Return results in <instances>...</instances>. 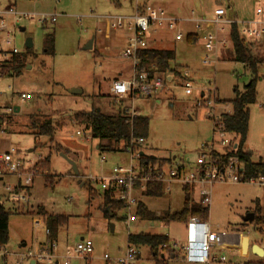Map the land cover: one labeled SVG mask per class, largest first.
<instances>
[{"label": "rangeland", "instance_id": "rangeland-1", "mask_svg": "<svg viewBox=\"0 0 264 264\" xmlns=\"http://www.w3.org/2000/svg\"><path fill=\"white\" fill-rule=\"evenodd\" d=\"M0 0L2 5L14 4L15 10L32 16L17 24L13 45L18 51L17 69H7L0 76V153L15 150L25 167L49 156L46 173L38 170L26 192L25 200L11 198L4 186L15 184V178L6 176L0 181V205L8 212L7 249L11 252L27 248L34 249L35 242L45 241V229L41 223L34 227L33 220L40 218L37 207L48 213L64 215L67 223L56 232L55 251L64 256L74 244L89 239L93 251L89 256L72 255L68 264H106L104 254L111 258L122 253L127 245L129 233L147 232L167 235L181 246L186 242V228L183 223H163L152 225L136 220L127 227L123 211L108 218L100 196L101 189L94 181L85 179V173L105 176L113 165L125 164L129 156L124 152L99 151L97 139H85L76 131L85 127L73 118L76 112L115 113L120 106H133L136 113L148 119V134L145 153L157 157L175 156L176 159L189 158L192 162L201 146L213 137L212 122L208 118L211 111L208 101L214 103V114L222 115L231 110L229 100L244 90L253 78L252 72L234 59L229 42L225 50L218 52L214 66L203 65L202 59L213 57L203 48L201 36L213 30V24L203 23L194 29L190 22L182 21L179 27L182 40H173V33L156 29L147 37L148 45L156 48L172 49L175 69H189L192 91L184 92L180 81L162 87L156 96H136L128 100L116 101L110 94V83L114 78L126 79L130 75L131 60L120 55L127 44L130 32L125 26L112 27L106 18L111 15L130 16L135 8V0ZM145 4L158 5L167 14L179 19L187 18L190 11L205 18L213 16L214 9L222 7L233 20H248L255 17L257 0H139ZM54 17V21L51 18ZM40 18L45 21L40 22ZM8 29L12 23L8 20ZM190 31L199 34L197 42L189 44L186 35ZM195 35V34H194ZM0 48L7 50L1 39ZM30 38L31 47L25 46ZM92 40L90 49H83ZM157 41V42H156ZM10 56L7 57L8 64ZM121 72L122 74H118ZM81 90L70 93V89ZM256 101L248 106V130L244 142L252 151L253 159L264 158V64L259 65L255 79ZM24 92L29 95L20 100ZM203 92L204 94H201ZM19 106L16 113H7V106ZM210 109V110H209ZM96 112V111H95ZM57 125L53 141L46 136L36 137L30 127V117H39ZM68 150V158L78 166L76 175L70 163L54 150L55 144ZM101 156L105 157L101 161ZM173 163V162H172ZM85 172V173H84ZM84 174V175H83ZM49 178L52 183H49ZM80 180V181H79ZM83 182V185H81ZM88 185L93 187L90 199ZM182 186L170 184L169 191L161 197L141 196L140 200L154 212H177L183 205ZM90 199V200H89ZM88 201H90L88 203ZM264 210V186L248 182H215L211 189L207 221L218 232L219 241L225 249H213L224 255L225 261L213 264H263L264 255L252 251L256 244L264 250V225L255 221L244 222L243 217L250 212L257 214ZM110 224L113 229H110ZM246 229H242L243 227ZM247 243V247L243 246ZM22 244H25L22 247ZM28 250V249H27ZM139 264H153L152 256L145 246H140ZM179 255L166 259L167 264H190ZM14 256L7 257L10 264ZM62 258L60 259V264ZM15 263V261L13 262Z\"/></svg>", "mask_w": 264, "mask_h": 264}, {"label": "built area", "instance_id": "built-area-1", "mask_svg": "<svg viewBox=\"0 0 264 264\" xmlns=\"http://www.w3.org/2000/svg\"><path fill=\"white\" fill-rule=\"evenodd\" d=\"M259 3L264 0H257ZM31 15L18 12L15 5H2L0 3V32L4 33L1 39L7 50L0 48V76L3 74L1 64L7 60L8 56L17 54L18 51L13 45L17 25L23 19H30ZM112 27L125 26L130 32L127 44L121 49L120 55L131 60V73L128 78H114L109 87L111 96L116 100L134 98L136 96H156L159 90L169 83L180 81L186 94L192 91L191 72L189 69H178L177 72L167 71L163 74L150 75L141 66L137 57L138 52L148 46L147 37L155 33L156 29H164L173 33V40L179 41L183 38V33L179 27L182 21L190 22L194 29H199L203 23L213 24V30L205 33L202 37L203 48L206 52L213 54V57H205L201 63L203 65L214 66L218 60V52L226 48L230 41L229 27L235 24L239 34L249 42L253 48L264 51V7L258 5L255 9V17L248 20H233L227 17L226 11L222 7L214 9L211 18L195 15L193 11L187 18L179 19L166 13L158 5L145 4L135 0V8L130 16L111 15L106 17ZM8 20L12 23V29H8ZM54 17L51 21H54ZM40 22L45 18H40ZM232 46V45H231ZM1 94V92H0ZM201 94H204L201 92ZM28 94L21 92L19 99L25 100ZM211 109L207 116L212 122L213 137L208 144L202 145L200 152L191 162L189 158L176 159L175 156L168 155L169 161L161 167H151L143 164L141 157L143 151L140 147L146 145V140L142 137L130 136L128 145L124 153H127L129 160L125 164L113 165L108 175L94 176L85 175V179L94 181L99 185L101 191L109 190L113 199L123 204V221L128 227L132 222L139 220L135 209L140 201L143 190L149 184H161L163 193L169 191L172 182L179 183L189 191V197L197 200L201 205L208 208L211 202V189L215 182H248L264 186V176H251L247 178L244 172L242 161L231 151L237 146L234 135L228 134L220 122V114H214V103L208 101ZM128 120L138 115L133 106H123ZM209 109V110H210ZM231 111V110H230ZM226 111L224 113H230ZM7 113H16L13 106L9 105ZM223 113V114H224ZM2 113L0 112V115ZM3 131L0 130V133ZM77 135L85 139L91 138L90 130L84 128L76 131ZM145 152V151H144ZM101 161L105 160L101 156ZM173 162V163H172ZM31 167H25L20 158L16 156L15 150L0 153V181L6 176L15 178L13 186L7 184L4 190L11 194L12 199L25 200L26 192L35 175ZM156 212V215H159ZM155 222V221H154ZM154 222H147L152 225ZM42 224V219L33 220L34 227ZM186 228V242L183 246L177 241L169 239L170 253L164 257L168 260L171 256L179 255V249L184 250L182 258L190 264H211L225 260L224 255H218L213 249L226 248L225 244L219 241L218 232L212 229L211 224L206 220H201L197 216H189L184 223ZM45 229V234L49 235V230ZM242 229H246L244 226ZM162 248L164 245L161 246ZM93 251V244L89 239H80L74 244L71 250H67L64 256H59L55 251V241L46 240V243L36 249L26 250L17 254L15 264H54L62 258L61 264H68L72 255L86 257ZM12 255L6 247H0V261L7 262V257ZM106 264H139L141 261L140 247L127 243L122 253L111 258L104 254Z\"/></svg>", "mask_w": 264, "mask_h": 264}, {"label": "trees", "instance_id": "trees-1", "mask_svg": "<svg viewBox=\"0 0 264 264\" xmlns=\"http://www.w3.org/2000/svg\"><path fill=\"white\" fill-rule=\"evenodd\" d=\"M229 37L234 53V59L241 62L244 67L249 69L254 75L252 79L244 86V90L236 94L235 97L229 100L231 104L230 113H224L220 117L222 127L228 134L234 135L237 146L231 151V154L236 155L244 166L245 176H264V158L254 160L252 152L244 150V142L248 130L249 112L248 106L256 101L255 79L260 64H264V51L259 48H253L252 45L245 41L240 36L238 28L235 24L229 27ZM198 37L194 34L187 33L186 41L189 44L197 42ZM141 66H143L150 75L163 74L167 71L177 72L171 66V62L175 60V52L172 49L155 48L148 45L140 50L137 55ZM10 63L5 60L1 64L2 73L7 69H17L19 57L14 54L10 57ZM115 113L105 114L102 112H76L72 118L82 124L86 129L90 130L93 139L98 140L99 151L122 152L128 145L131 134L134 137H142L146 140L148 134V119L144 116L136 115L131 120L126 122L127 113L122 106ZM38 115V114H37ZM39 116V115H38ZM30 127L33 134L38 136H46L50 141H53L57 125L50 120L39 117H30ZM55 144V143H54ZM54 150L65 155L68 150L55 144ZM143 151L141 161L143 164H149L151 167H161L166 164L169 159L166 157H157L144 152L145 146L140 147ZM49 156L38 160L34 163L33 169L35 174L38 170L46 173L49 167ZM49 183H52L49 178H46ZM93 187L88 185L90 199L93 196ZM183 205L180 211L170 212L165 211L156 215L154 211L149 210L142 201H138L135 212L139 221L154 222L160 221L163 223L176 222L185 223L189 216H197L201 220H207L208 208L201 205L197 200L189 197V191L186 187L183 188ZM163 195L161 184H149L143 190L141 196L157 198ZM102 205L109 208L104 211L108 218L116 216V213L123 210V204L115 199L109 193V190L101 191ZM89 199V200H90ZM90 201H88L89 203ZM254 216V220L258 226L264 225V210H258ZM36 213L42 218L44 226L49 230V239L54 240L58 228L67 223L68 218L64 215L51 214L45 211L42 207H37ZM112 214V216H110ZM123 219V216L120 217ZM8 219L9 214L0 205V247L7 245L8 235ZM127 243L134 244L138 247L145 246L148 248L153 264H167L164 256L171 252L169 246V237L163 234H153L147 232L129 233L127 235ZM164 245L162 248L161 246ZM175 258V256H173ZM264 264V262H263Z\"/></svg>", "mask_w": 264, "mask_h": 264}, {"label": "water", "instance_id": "water-1", "mask_svg": "<svg viewBox=\"0 0 264 264\" xmlns=\"http://www.w3.org/2000/svg\"><path fill=\"white\" fill-rule=\"evenodd\" d=\"M20 31H23L24 30V28L23 27H20V29H19ZM25 46L26 47H31L32 46V41H31V39L30 38H27L26 40H25ZM92 47V40H89L88 42H87V44L83 47V49H90ZM70 93H80L81 92V90H79V89H76V88H72V89H70V91H69ZM13 109H14V111L15 112H18L19 111V106L18 105H14L13 106ZM95 111L97 112V111H99V109L98 108H96L95 109ZM69 163H70V165L72 166V170H73V172L76 174V175H78V170H77V167H76V164H75V162L73 161V160H71V159H69L68 157H67V155H65V154H63V153H60ZM107 209H109V208H107ZM110 216H112V214H110ZM254 220V213L253 212H250V213H247L244 217H243V221L244 222H251V221H253ZM110 229L112 230L113 229V225L112 224H110ZM243 246H247V243H243ZM252 251H253V253H255L256 255H258V256H263L264 255V250L260 247V246H258V245H256V244H254V245H252ZM173 257V256H172Z\"/></svg>", "mask_w": 264, "mask_h": 264}, {"label": "crops", "instance_id": "crops-1", "mask_svg": "<svg viewBox=\"0 0 264 264\" xmlns=\"http://www.w3.org/2000/svg\"><path fill=\"white\" fill-rule=\"evenodd\" d=\"M117 4H120V0L118 1V2H116ZM201 16H203V15H201ZM188 33H191V34H195V35H197L198 37H199V34L198 33H195V31H190V32H188ZM201 41H202V36H201ZM157 42V41H156ZM156 48V47H155ZM163 49H166V48H163ZM169 49V48H168ZM226 48H224V49H222V50H225ZM220 51V50H219ZM130 73H131V71H130ZM118 74H122L121 72H118ZM126 100V99H125ZM128 100V99H127ZM96 149H98V144H96ZM244 150H248L246 147H245V145H244ZM250 151V150H249ZM252 152V151H251ZM252 157H253V153H252ZM258 159H260V157L258 158ZM77 168H78V166H76ZM85 173V172H84ZM84 175V174H83ZM85 175H86V173H85ZM84 175V176H85ZM80 181V180H79ZM81 185H83V182H81ZM140 201H142V200H140ZM143 202V201H142ZM45 210V209H44ZM46 211V210H45ZM155 214H156V212H155ZM42 225H44L43 224V221H42ZM44 228H46L45 226H44ZM48 235H46V237H45V241H43V242H41V241H39V242H37V244H36V242H35V245H34V249H36V248H38V247H41V246H43L45 243H46V240H48ZM56 240V237H55V239H54V241ZM25 246V244H22V247H24ZM6 247V246H5ZM247 247V246H246ZM6 249H7V247H6ZM28 250H31L30 248H27ZM26 249V250H27ZM223 249H225V248H223ZM8 250V249H7ZM25 249L23 248V250H18V251H14V252H11V251H9V252H11L12 253V255L11 256H16L17 254H19V253H22V252H25L24 251ZM58 254V253H57ZM15 259H16V257L14 258V261H15ZM8 260V259H7ZM13 261V262H14ZM225 261V260H224ZM13 262H11L10 264H15V263H13ZM7 263V262H6ZM213 263H217V262H213ZM213 263H211V264H213ZM31 264H32V262H31ZM54 264H60V260L58 261V262H55Z\"/></svg>", "mask_w": 264, "mask_h": 264}, {"label": "bare ground", "instance_id": "bare-ground-1", "mask_svg": "<svg viewBox=\"0 0 264 264\" xmlns=\"http://www.w3.org/2000/svg\"><path fill=\"white\" fill-rule=\"evenodd\" d=\"M81 239H82V238H81ZM164 258H165V257H164ZM171 258H173V257L171 256ZM171 258H170V259H171Z\"/></svg>", "mask_w": 264, "mask_h": 264}, {"label": "flooded vegetation", "instance_id": "flooded-vegetation-1", "mask_svg": "<svg viewBox=\"0 0 264 264\" xmlns=\"http://www.w3.org/2000/svg\"><path fill=\"white\" fill-rule=\"evenodd\" d=\"M94 112V111H93Z\"/></svg>", "mask_w": 264, "mask_h": 264}]
</instances>
